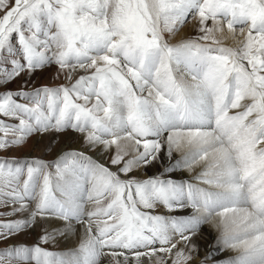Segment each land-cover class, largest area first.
Listing matches in <instances>:
<instances>
[{"label":"snow or ice","instance_id":"obj_1","mask_svg":"<svg viewBox=\"0 0 264 264\" xmlns=\"http://www.w3.org/2000/svg\"><path fill=\"white\" fill-rule=\"evenodd\" d=\"M53 64L64 83L30 86ZM25 76L0 91V152L82 143L0 156V264H195L209 222L199 264L223 249L240 251L216 264H264V0H0V88ZM73 222L76 247L42 246Z\"/></svg>","mask_w":264,"mask_h":264},{"label":"rangeland","instance_id":"obj_2","mask_svg":"<svg viewBox=\"0 0 264 264\" xmlns=\"http://www.w3.org/2000/svg\"><path fill=\"white\" fill-rule=\"evenodd\" d=\"M196 27H197V21L194 18H189L188 22L184 25V27L177 34H180L183 32L184 29H187L190 31L191 35H195L196 34L195 33ZM173 42H174V40H173ZM52 67L57 68V66L55 64H53V65L46 67L43 70L37 71L31 78L30 86L32 84L37 85V86L42 85V84L55 86V85H58L60 83H64L65 81L62 78L57 77V71L55 73L52 72L53 71ZM78 72L73 73V75L78 76L80 74H83L82 72H80V73H78ZM26 78H27L26 76L22 77V78H18L14 82L6 84L5 88H0V91H3L5 89L15 90L21 84V80L26 79ZM48 139H47V136H34L31 140H29V142L27 143L26 146H23V147L18 148V149H14L10 152H0V156H8V157L16 156V157H20V158H27V157H34L37 152H42V154H44V157H45L43 159L53 160V159H55L56 155H58L60 153L62 147L65 148V146H66V148L68 147L67 149H76V148H79L81 143H82L81 136L74 131H66V132L61 133L59 135H52V136H49ZM49 141L52 143L53 151H50L47 154H45V152H44L45 146L44 145L49 144L50 143ZM38 149L39 150L41 149V150L39 151ZM88 154L95 156L94 155L95 153L92 151H90ZM35 157H37V156H35ZM155 168L156 167H152V168H149L147 171L144 170V173H140V170H138L137 171L138 173L135 172L134 175H136L137 178H147L148 176L155 175L157 173L158 169H155ZM142 170L143 169H141V171ZM145 174H147V175L145 176ZM10 207L11 206H9V208H0V212H7L10 210ZM23 215L24 214H20L18 217H4V219L21 218ZM209 223H207V224H209ZM49 224H50V222H49ZM73 224H75V222H73ZM52 227H54V226H52ZM41 231H42V228L38 224L33 229L26 231L23 234L17 235L16 240L23 242V243H26L28 245H32V244L37 242L38 236L40 235ZM79 231H81V230H79ZM197 234H198V236L197 235L195 236V237H197V239L195 238L192 241V243L197 246L198 251H199L198 255L195 253L193 254L195 264H199V261L201 259H203L205 256H207V255H205V256L203 255V249H202V248H204V239H205L204 236H205V234L202 231H199ZM81 235L82 234H80V236ZM202 235H204V236H202ZM70 236H72V235L70 234ZM60 240H63V237L57 236L55 242H50V243H48L46 245H42V246H44V247H46L52 251H66V250L72 249L78 245L77 244L76 246L71 247V244H70V245L65 247L60 242ZM78 240H80V237H77L75 239L76 242ZM68 242H69V239L66 241V243H68ZM238 253H239V251H238ZM233 255L236 256L237 252L233 253ZM196 257H198L197 258L198 260H196ZM145 264H146V262H145ZM152 264H155V261H153ZM210 264H216V263L211 261Z\"/></svg>","mask_w":264,"mask_h":264},{"label":"bare ground","instance_id":"obj_3","mask_svg":"<svg viewBox=\"0 0 264 264\" xmlns=\"http://www.w3.org/2000/svg\"><path fill=\"white\" fill-rule=\"evenodd\" d=\"M185 36H191V33H190V31L189 30H187V29H184L183 30V32L182 33H180V34H177L176 35V37H175V40H178V39H180V38H182V37H185ZM227 43H229V44H234L235 42L234 41H232V40H229V41H227ZM53 68V73H55L56 71H57V68L56 67H52ZM78 72V71H77ZM78 73H80V71L78 72ZM49 138V136H47V139ZM54 138V137H53ZM49 140V139H48ZM47 141V140H46ZM48 142V141H47ZM50 142V141H49ZM45 146V145H44ZM71 147V146H70ZM68 148V147H67ZM66 148V146H65V148L64 147H62V149L61 150H66L67 149ZM80 148V147H79ZM37 150V149H36ZM39 150V149H38ZM41 150V149H40ZM39 150V151H40ZM36 153V152H35ZM34 155V154H33ZM95 155V154H94ZM178 155V154H177ZM35 156H37V157H40V158H45L44 157V154H42V152H37L36 153V155ZM34 156V157H35ZM105 159H107V157H105ZM162 167V166H161ZM155 169H157V168H155ZM200 169L198 168V167H196L195 169H194V171L193 172H188L187 170H185L183 173H177V175H176V177H174V178H190L192 175H194L196 172H198ZM152 171V170H151ZM138 173V172H137ZM140 173H144V170H142L141 171V169H140ZM153 173V172H152ZM147 174H145V176H146ZM177 214H180V213H177ZM50 226L52 227V226H54V227H60L61 228V231H64L65 229L63 228V225L61 224V222H57V221H52V222H50ZM73 226H74V228H75V231H70V232H68L67 233V235L65 236V237H63V240H60V242L66 247V246H68V245H70L71 244V247H74V246H76L78 243H79V240L76 242L75 241V239L77 238V237H81L80 236V234H82L83 233V229L82 228H80L78 225H76V224H73ZM79 230H81V231H79ZM201 231L202 232H204V234H205V236L204 235H202V236H204L205 237V239H204V248H202L203 249V255L205 256V255H208V252H209V246H213L214 247V245H215V237L218 235V231H217V229H215L214 227H213V224L210 222L209 224H206V225H204L202 228H201ZM70 234L72 235V236H70ZM197 236H198V234H196ZM200 235V234H199ZM71 238H70V237ZM203 237V238H204ZM197 239V237H194V239ZM69 239V242L68 243H66V241ZM193 239V240H194ZM198 244V243H197ZM201 244V243H200ZM203 246V245H202ZM238 251H240V249H223V251H221V252H216L215 253V255L213 256V258H212V262H217V261H227L229 258H231V257H234V255H233V253H235V252H237V254H238ZM198 257H196V260H198L197 259ZM110 259V258H109ZM146 262V264H148V262L147 261H145ZM133 264H135V262L133 261Z\"/></svg>","mask_w":264,"mask_h":264}]
</instances>
